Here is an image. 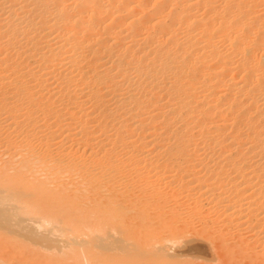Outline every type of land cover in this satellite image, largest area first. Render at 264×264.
<instances>
[{
  "label": "bare ground",
  "instance_id": "1",
  "mask_svg": "<svg viewBox=\"0 0 264 264\" xmlns=\"http://www.w3.org/2000/svg\"><path fill=\"white\" fill-rule=\"evenodd\" d=\"M216 262L264 264V0H0V264Z\"/></svg>",
  "mask_w": 264,
  "mask_h": 264
},
{
  "label": "rangeland",
  "instance_id": "2",
  "mask_svg": "<svg viewBox=\"0 0 264 264\" xmlns=\"http://www.w3.org/2000/svg\"><path fill=\"white\" fill-rule=\"evenodd\" d=\"M198 240H196V242H197ZM200 241V242H199ZM198 241V243H199V245H201L200 247H202V251H204V255H206L205 257L207 258V260L210 262H212V263H215V261H217V259H216V256L214 257V255H215V252H213V249L211 248V247H209L210 245L207 243V242H204V241H202V240H199ZM204 242V243H203ZM206 244V245H205ZM203 245V246H202ZM208 248H207V247ZM208 249V250H207ZM207 250V251H206ZM208 251L210 252V254H213V256H211V255H208L207 253H208ZM207 255H208V257H207ZM213 257V258H212ZM218 262H216V264H217Z\"/></svg>",
  "mask_w": 264,
  "mask_h": 264
}]
</instances>
